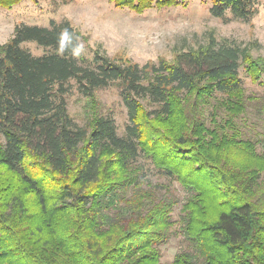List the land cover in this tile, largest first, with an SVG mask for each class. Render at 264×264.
<instances>
[{
	"label": "trees",
	"instance_id": "1",
	"mask_svg": "<svg viewBox=\"0 0 264 264\" xmlns=\"http://www.w3.org/2000/svg\"><path fill=\"white\" fill-rule=\"evenodd\" d=\"M113 1L140 12L189 0ZM258 5L212 0L210 11L249 20ZM81 50L68 19L18 24L0 43V264H167L161 246L177 224L188 248L171 264H264V151L245 130L249 108L264 117V97L240 76L243 66L264 86V59L214 38L158 63ZM114 83L123 134L97 99ZM75 91L84 123L69 112ZM142 156L189 192L178 219L177 197L144 186Z\"/></svg>",
	"mask_w": 264,
	"mask_h": 264
},
{
	"label": "rangeland",
	"instance_id": "2",
	"mask_svg": "<svg viewBox=\"0 0 264 264\" xmlns=\"http://www.w3.org/2000/svg\"><path fill=\"white\" fill-rule=\"evenodd\" d=\"M185 4L151 6L144 11L120 7L113 0H21L11 8L0 7V43H5L21 23L49 26L50 20H70L81 34L82 54L93 55L92 47L103 49L117 60H131L140 64L158 63L161 59L173 61L181 50L198 48L214 38L219 43L247 47L255 58L264 59V0H259L258 10L252 18L244 20L226 12L222 17L210 11L212 0H189ZM22 46L33 54L49 52L34 41ZM242 87L247 95L264 97V86L252 81L245 68H240ZM97 99L105 114L111 115L119 134L129 122L121 86L114 83L97 91ZM84 97L75 91L68 97L70 114L84 123ZM245 130L254 139H260L258 150L264 151V117L253 107L246 114ZM4 137L0 134V141ZM145 187L157 190L160 197H177L173 215L179 218L180 209L189 192L177 181L158 171L143 156ZM188 248L180 224L173 227L170 240L161 246L162 262L171 264L174 256Z\"/></svg>",
	"mask_w": 264,
	"mask_h": 264
}]
</instances>
